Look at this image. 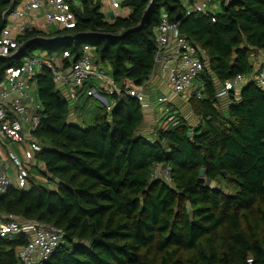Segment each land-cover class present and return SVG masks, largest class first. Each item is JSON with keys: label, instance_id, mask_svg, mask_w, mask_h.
I'll return each instance as SVG.
<instances>
[{"label": "trees", "instance_id": "trees-1", "mask_svg": "<svg viewBox=\"0 0 264 264\" xmlns=\"http://www.w3.org/2000/svg\"><path fill=\"white\" fill-rule=\"evenodd\" d=\"M12 1L19 4L0 0V30ZM75 1V28L21 35L26 50L0 60V85L27 58L40 54L59 65L68 53L62 61L70 68L89 47L123 92L109 95L113 105H96L91 124L75 122L72 102L52 72L39 68V175L31 174L30 189L12 187L1 196L0 213L64 233L45 264H264V89L249 81L238 98L230 92L226 109L217 98L227 81L254 75L252 53L264 52V0H222L218 13L189 16L195 0H122L129 15L111 20L103 0ZM165 15L179 23L206 68L197 80L202 98L189 100L198 126L172 111L152 140L140 134L143 106L125 91L148 83ZM159 166L171 168L169 182L152 179ZM26 245L24 238H0V264H21Z\"/></svg>", "mask_w": 264, "mask_h": 264}, {"label": "built area", "instance_id": "built-area-1", "mask_svg": "<svg viewBox=\"0 0 264 264\" xmlns=\"http://www.w3.org/2000/svg\"><path fill=\"white\" fill-rule=\"evenodd\" d=\"M104 1V0H103ZM74 5L76 1L72 0ZM122 0H109L112 11L120 15L128 9L122 7ZM212 0L194 3L187 6V16L199 13L207 14ZM42 17L49 27L74 29L76 18L69 0H19L16 6L11 2L9 9L2 15L6 27L0 30V60L17 55L22 45L19 37L29 30L37 29L35 24ZM155 67L148 83L157 71L166 77L168 85L177 95H194L202 98V91H196L194 86L203 74L206 65L198 56L197 49L179 30V23L171 22L165 15L161 24L155 30ZM65 53L59 65H54L44 56L37 54L27 58L21 69H9L3 83L0 85V141L17 145L18 150L6 147V159H0V197L6 195L12 187L28 190L31 187V170L37 165V154L43 150L42 144L35 138L40 125L42 107L39 101H34L31 95L34 78L41 67L49 69L58 86L68 90V100L72 104L80 101L82 96L95 98L106 106L107 99L100 94L97 87L88 88L91 81L105 83L109 86L108 94L122 93L116 88L112 78L99 68L94 61L92 48H84L82 57L70 68H65ZM249 81L264 89V65L252 79L237 76L219 90L218 99L228 98L230 92L237 91ZM147 84L138 90L125 93L146 107L144 92ZM195 88V90H192ZM191 93V94H190ZM168 97L159 98L157 104L168 106ZM173 120V119H171ZM153 180H171V168L159 166L152 175ZM16 182V186L13 185ZM0 238L20 240L24 238L27 245L21 248L18 259L21 264H45L55 251L64 244L65 235L54 227L36 222H29L19 217L0 213ZM253 264V260L248 261Z\"/></svg>", "mask_w": 264, "mask_h": 264}, {"label": "crops", "instance_id": "crops-1", "mask_svg": "<svg viewBox=\"0 0 264 264\" xmlns=\"http://www.w3.org/2000/svg\"><path fill=\"white\" fill-rule=\"evenodd\" d=\"M205 1H209V0H195V3H203ZM215 0H212V3ZM222 0H216V2H220L221 4ZM228 1V0H226ZM215 9L218 8V5L215 4L214 6ZM212 13V12H211ZM124 16L129 15V12L127 11L125 14H123ZM116 17V12L112 11L111 13V18L109 20H111L112 18ZM39 21L36 22L35 26L37 29L39 30H52V29H56V27H49L47 26L46 22L44 21V19L42 17H39ZM252 63L254 66V75H252L251 77H249V79H252V77L256 76L257 73L259 72V70L261 69V67L264 65V52L262 51H257V52H253L252 53ZM106 74H108L105 70V68L102 69ZM109 75V74H108ZM111 77V76H110ZM96 85L95 87H97V89L99 90L100 94H102L103 97H105L107 99V97L109 96L108 91H109V86L106 85L105 83H100ZM195 88L198 89L199 86V82L196 81L194 84ZM1 87V86H0ZM59 89L61 90L63 96L65 98H68V90L60 87ZM31 95L33 97L34 101H38V91L36 88L35 83L32 84V91H31ZM240 95V93L237 94L236 92V98H238ZM144 97H145V103L147 104L146 107L144 108V115H145V123L144 126L142 127L140 134L142 135H146L149 139H154L156 136V131L163 126V122L161 121L165 112L169 109L168 106L170 107H174V110L176 113H178L177 109H182V111L184 112L186 110L187 107L190 108L189 113H187L186 115H180L182 118H184L186 120V122L193 128L197 127L199 124V120L196 118V116L194 115V113L192 112L189 100L190 98L184 97V95H177L174 90L168 85L166 77L164 75H162L159 71L156 72L154 78L148 83L146 90L144 92ZM162 97H168L170 102L168 104V106H166L164 109L160 108V105L157 104V101L159 98ZM99 103L101 104H105L102 103L98 100ZM108 102V100H107ZM221 102V107L223 109H226L227 105H228V98L225 99H220ZM109 103V102H108ZM114 104V102H112V105ZM74 116H75V109H76V105L74 104ZM167 113V112H166ZM191 115L192 117H190L192 119L193 122H195L196 124L194 126L191 125V123L189 122L187 116ZM73 116V117H74ZM75 122H79V121H75ZM162 122V123H161ZM163 128V127H161ZM9 146H5V144L3 142L0 141V159L5 160L6 159V152H7V148ZM15 150H18L15 148Z\"/></svg>", "mask_w": 264, "mask_h": 264}, {"label": "rangeland", "instance_id": "rangeland-1", "mask_svg": "<svg viewBox=\"0 0 264 264\" xmlns=\"http://www.w3.org/2000/svg\"><path fill=\"white\" fill-rule=\"evenodd\" d=\"M215 4L218 5V8L217 9L214 8ZM220 10H221V8H220V2H216V0L213 3H211L209 5V8H208V12L209 13H211V12L212 13H218ZM103 13L106 15L107 19H110L111 18L112 9L110 7L109 0H104L103 1ZM121 13H122V11H118V13H116V14L120 15ZM105 70L109 74V76H111L110 69H108V68L105 67ZM98 84L99 83L96 82V85H98ZM192 90H195V88H193ZM240 91H241V89L238 88L237 91H236L237 94L240 93ZM187 96L188 95H186L184 97H187ZM188 98H190V96H188ZM85 99H87V98H85ZM107 100H108L109 104L112 103V98L110 96L107 97ZM85 104H86V106L83 109L77 111V113L75 114V116L72 118V121L84 122L87 125L88 124H91L92 123V120L94 118L95 106L96 105L106 106L105 104L99 103L98 100L95 99V98L87 99ZM80 105L82 106L83 105V102ZM73 107H74V104H73ZM160 108L161 109H164L165 106H160ZM168 108L169 109L166 111L167 113L165 112V114H164V116H163L162 119L167 118L169 114L171 115L172 110H174V107L168 106ZM176 110H178V114L183 115V113H184V115H186L187 113H189L190 108L187 107L184 112L182 111V109H177L176 108ZM173 117L174 116H171L167 121H164V122L161 120L163 122V126H161V127H166L172 121L171 119H173ZM190 117H192V116L189 114L187 116V118H188L189 122L191 123V125L194 126L196 123L193 122ZM4 144H5V146H9L12 149H15V148L18 149L17 145L11 144L10 142H6ZM31 174L34 175V176H38L39 175V171L37 169H33V170H31ZM42 183H45L44 180H42ZM13 185L16 186V182L15 181H13Z\"/></svg>", "mask_w": 264, "mask_h": 264}, {"label": "water", "instance_id": "water-1", "mask_svg": "<svg viewBox=\"0 0 264 264\" xmlns=\"http://www.w3.org/2000/svg\"><path fill=\"white\" fill-rule=\"evenodd\" d=\"M88 36H92V34L83 35V36H81V37H88ZM102 36H104V35H102ZM104 37H107V36H104ZM25 50H26V45L22 46V47L19 49V51H18V53H17L16 56L21 55ZM189 137H192V134H189ZM224 175H226V173H224ZM204 177H205V171L202 170V171H201V178H204Z\"/></svg>", "mask_w": 264, "mask_h": 264}]
</instances>
